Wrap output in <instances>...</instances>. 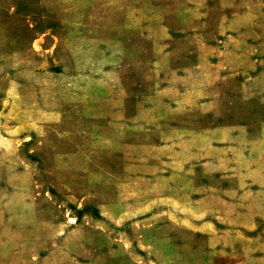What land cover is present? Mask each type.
Returning a JSON list of instances; mask_svg holds the SVG:
<instances>
[{
    "label": "rangeland",
    "instance_id": "rangeland-1",
    "mask_svg": "<svg viewBox=\"0 0 264 264\" xmlns=\"http://www.w3.org/2000/svg\"><path fill=\"white\" fill-rule=\"evenodd\" d=\"M0 264H264V0H0Z\"/></svg>",
    "mask_w": 264,
    "mask_h": 264
}]
</instances>
